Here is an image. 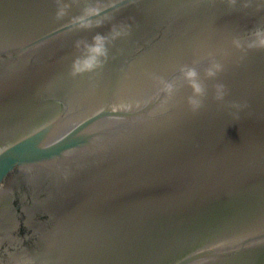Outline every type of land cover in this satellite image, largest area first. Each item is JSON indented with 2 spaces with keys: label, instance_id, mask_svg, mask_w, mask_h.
<instances>
[{
  "label": "water",
  "instance_id": "water-1",
  "mask_svg": "<svg viewBox=\"0 0 264 264\" xmlns=\"http://www.w3.org/2000/svg\"><path fill=\"white\" fill-rule=\"evenodd\" d=\"M259 28L264 0H0V264H264Z\"/></svg>",
  "mask_w": 264,
  "mask_h": 264
},
{
  "label": "clouds",
  "instance_id": "clouds-1",
  "mask_svg": "<svg viewBox=\"0 0 264 264\" xmlns=\"http://www.w3.org/2000/svg\"><path fill=\"white\" fill-rule=\"evenodd\" d=\"M255 35L258 38V43L261 46H264V28L257 29ZM90 53H91V56L89 58V64L94 62L97 57L105 54L104 43H103V40L101 38H97V42H96L95 46L90 48ZM195 75L196 74L194 71H189L188 73H186V76L189 79H192ZM209 75H214V72L210 70ZM193 86H194L196 92L199 93L202 91L201 86L199 84L194 82ZM221 95H222V93H221Z\"/></svg>",
  "mask_w": 264,
  "mask_h": 264
}]
</instances>
